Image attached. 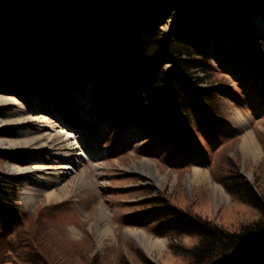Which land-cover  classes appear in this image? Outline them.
<instances>
[{"label": "rangeland", "instance_id": "374dc122", "mask_svg": "<svg viewBox=\"0 0 264 264\" xmlns=\"http://www.w3.org/2000/svg\"><path fill=\"white\" fill-rule=\"evenodd\" d=\"M2 11H4V8ZM120 18L122 19L121 29L119 32L111 31L106 44L105 40L95 33L96 30L91 28L95 44L94 47H91L90 65L85 60V55L80 46L68 34L69 47L73 48L75 54V72L68 70L70 68L61 58L47 55L39 64L42 92H40V89L29 85L25 80L17 87L1 88L2 91L0 92L3 95L16 97L23 105L30 106L27 109L30 115L36 116L41 113L47 116L49 118L47 121L39 120V122L46 124L43 126L45 127L44 131H53L49 127L53 124L55 131H62L66 136L72 134L70 136L71 140L76 141L73 133L78 130L65 126L58 119L57 114L48 112L45 108H51L55 103L54 98L52 99L50 96L53 89L51 81L58 82L64 90L60 91V95L56 94V99H59L56 100L58 101L57 104L63 111H67L64 99L69 98L72 91H78L80 102L85 106L84 110H88L86 116H89L91 120L95 119L97 114L100 117L93 132L99 131L102 133L101 138L94 146L91 144L90 148L95 156L104 154L103 158L98 160L92 158L90 160L91 154L86 152L87 149L77 150L79 153L85 154L81 156L78 172L80 177L81 175L84 176L85 173L87 174V179H90L88 187L79 193L71 191L69 195H63L61 198L50 199L45 193H41L36 195V201L32 206H27L23 203V191L26 189L33 190V187H37L33 176L10 174L6 170V165L11 162H15L19 166L41 164L37 162V154L27 152V150L25 152L24 150L7 151L0 148V171L22 181L18 196L19 204L27 212L26 216H34L40 219L41 229L46 231L52 239L50 249L63 253L65 255L64 259L68 258L71 264L82 262L78 255V252L82 249L78 250L79 248H77L81 244L85 246L84 250L86 252L90 251L91 257L95 256L97 258L100 264H119V255L121 254L127 256L131 264H144V257L156 264H188L187 258L179 255L180 252L176 255L171 249V245L180 242L184 246H189L195 240V237L176 235L175 222L168 220L167 211H162L158 203L152 206L151 200L160 201L163 197L185 211L190 212L191 210L192 213L213 218L215 222L222 225L233 223L238 226L239 220L246 222L256 218V210L234 200L224 190L223 186L214 180L212 175L224 173L221 165L216 164L218 162L223 164L225 146H227L229 139L234 136L237 141L235 142L236 145L230 148V155L234 161L239 163L240 171L248 179L255 183H258V178L261 179V184L258 187L264 191V173L262 172L264 171V152L261 145L257 141L259 153L256 158L245 157L240 147L241 138L246 132H253L256 138L257 132L260 131L264 136V107L253 110L254 108L250 103H243V100H251L245 96H242L244 99L239 98L240 101L237 102L240 105L242 104L241 107L231 101L226 94L221 99L225 113L226 111L228 114L230 113L226 121V117L223 120L222 117L221 119L217 117V124L204 116L194 118L190 114L187 115L186 111H183L180 107L178 97L171 85L172 80H169L168 84L171 85L169 91L172 95L170 99L161 103L151 116L147 115L146 119L143 117L138 119L139 115L145 116L146 114V112H141L144 103L141 100L143 95L139 84L136 82L138 86L136 88L137 94L133 98L126 89L122 93L120 85L116 82L117 78L113 77L111 79L108 75H104L106 69L112 71L113 67L116 70L115 75L118 74L120 68L129 71V67L134 62L132 49L138 46L137 29L134 20L128 17L127 14L121 12ZM247 22L252 28L253 40L259 42L264 37V30L258 35L255 24L258 23L264 26V10L250 12V15L247 16ZM163 30L165 33L163 40L165 41L167 40L165 36L168 27ZM165 47L168 48L167 43ZM168 53L171 59H169L170 63H167L165 68L169 73L174 68L176 61L171 53ZM112 58H116L115 63H113ZM20 64L18 61L16 66L19 67ZM54 64L61 66V70L58 69V71L60 70L57 73L58 75L52 74V72L55 73V70H52L51 67L48 70L46 68L47 65L52 66ZM97 66L101 67L99 72ZM202 74L203 72L200 71V75ZM119 75L124 77L122 73H119ZM229 83L231 87H236L235 81L230 80ZM96 84H100L106 92L108 91L107 93H110V96L103 98L102 102L101 99H89L86 95L87 93L91 95V92L95 91L93 89ZM121 94H126L128 100H131L129 104L123 105L116 99ZM99 96H102L101 92ZM263 96L260 93L255 95L251 93V97H255L253 100L256 101L264 100ZM17 107V105L11 107L0 106V118H13L22 114L13 115ZM173 110L177 112L176 119H171ZM261 111H263L262 114L258 115ZM66 116L70 124L74 123L77 117L73 112L71 115ZM157 120L164 122L160 126L161 128L168 122L163 134H159L161 136L153 135L151 128L148 126V123ZM29 129L31 130L29 134H33V128L30 126ZM5 136L12 140H19L24 137L16 129H8ZM145 159L147 160L144 161ZM150 161L154 164L156 172H160L162 176H165L163 182L155 181V175L150 172L129 169L139 165L143 167V170H147L151 165ZM73 164V162L64 163L68 167L65 169L68 172L66 178L59 185L40 188L52 191L53 189L58 190L60 186L67 185L69 182L73 184V181L78 179V177L70 174L76 169ZM195 170H201L207 173L209 177L205 180L199 177L196 178ZM211 180L220 185L224 193L219 188L214 189ZM100 203L110 212L108 220L111 226L110 237L102 243H98L95 221V214ZM149 205L152 206L153 210L149 211L147 209ZM20 228L16 230L15 234L1 241L0 264H21L19 255L23 248L19 247L11 254L9 252L11 251L9 250L10 244L15 248L20 244L16 242L22 238L23 231ZM130 230H142L151 239H163L162 248L152 251L144 250L135 243ZM91 241L93 247L89 249ZM3 254L14 258L9 262H4L2 259Z\"/></svg>", "mask_w": 264, "mask_h": 264}, {"label": "trees", "instance_id": "16d2710c", "mask_svg": "<svg viewBox=\"0 0 264 264\" xmlns=\"http://www.w3.org/2000/svg\"><path fill=\"white\" fill-rule=\"evenodd\" d=\"M262 9L264 0H0V92L1 88L17 87L23 80L42 92L39 64L47 55L61 58L68 70L75 72V54L69 47L68 34L90 65L95 44L91 28L106 44L110 32L121 29L122 12L134 20L138 34V46L132 49L134 62L129 67L143 94L141 112L146 114L138 119L151 116L168 100L172 85L187 115L204 116L217 124V117L223 120L229 116L221 101L226 94L235 103L244 99L242 96L251 99L243 103H250L253 110L264 107L263 99L251 97V93L264 95V37L254 42L247 22L250 12ZM165 27L168 32L164 41ZM168 52L176 61L169 73L165 68L171 59ZM100 69L97 66L98 72ZM230 80L236 82V87L230 86ZM176 116L173 110L171 119ZM157 121L148 126L153 135L161 136L168 122L161 128L164 122ZM234 139H229V144ZM258 139L264 149L263 134ZM235 145L225 146L224 162L216 164L224 173L212 176L234 200L256 210V218L239 220L238 226L222 225L163 197L151 200L152 206L158 203L162 211H167L168 220L175 222L176 235L195 237L189 246L180 242L171 245L176 255L180 252L187 258L188 264H264V191L258 187L261 179L258 183L250 181L233 160L229 152ZM21 182L0 171V243L21 227L22 238L16 241L21 245L9 246L10 254L23 248L21 264H71L63 253L50 249L52 239L41 229L40 219L26 216L19 204ZM152 206L147 209L153 210ZM89 245V249L93 247L92 241ZM77 248L82 249L78 252L82 262L78 264H100L84 245ZM119 257V264H131L127 256ZM12 258L2 256L4 262ZM143 261L156 264L145 257Z\"/></svg>", "mask_w": 264, "mask_h": 264}, {"label": "bare ground", "instance_id": "6f19581e", "mask_svg": "<svg viewBox=\"0 0 264 264\" xmlns=\"http://www.w3.org/2000/svg\"><path fill=\"white\" fill-rule=\"evenodd\" d=\"M255 25L256 29L258 30L257 34L259 35L261 32H263L264 26L258 23H256ZM115 59L116 58H112L113 63H115ZM50 67L52 70H55V73L52 72L53 75H58L57 73L61 70V66L58 64H54L52 66L47 65V70ZM58 69L60 70L58 71ZM120 70L118 71V74L115 75L116 70L114 67L112 68V71H110V69H106L104 71V75H108V77L111 79L113 77L117 78V81L115 79L114 80L118 83V85H120V90H122V93L128 90V93L134 98L137 94L136 88H138L136 81L133 79L131 73L127 69L120 68ZM119 73H122L124 77H120ZM50 83L52 84L53 88L51 90L50 96L52 99L54 98L55 103L51 108H45V110L57 114V116H59L58 119H60L61 122L65 124V126H69V128L73 130H78L77 132L73 133V136L75 137L76 141L71 140L70 136H72V134L66 136L64 133H62V131H55L53 124L49 125V127L53 131H44L43 129L45 127L43 126H45L46 124L39 122V120L47 121V119H49L47 116H44L41 113L36 116L30 115L27 111L30 106L28 107V105H23L22 102L16 97L0 94V106L11 107L12 105H17L18 107L14 110L13 115L22 113L17 117L13 118H0V148L5 149L7 151L24 150L25 152V150H27V152L37 154V162L41 163L32 164L30 166H19L15 164V162H11L6 165V170L10 174H26L33 176L34 183L37 185V187H33V190L26 189L23 191V203L27 206H32L36 201V195H39L41 193H45L50 199L56 197L61 198L63 195H69L71 191L73 193H79L88 187L90 179H87V174L85 173L84 176H79L78 165L79 163L81 164V156L85 154L81 152L79 153L77 151L78 149H87L88 151L86 152H89L91 154L90 160L92 158H96L98 160L99 158L104 157V154H98L95 156L94 153L91 151L92 149L90 148V145L92 144L94 146L95 143L102 136V133H100L99 131H97L96 133L93 132V130L96 129L98 120L100 119L99 115L97 114L95 116V119L93 120H91L89 116H86L88 114V110H84L85 106L82 105V102H80L81 100L78 95V91H72V95L69 94V98L64 99V103L67 105L65 106V109L67 111H63L61 107L57 104L58 101L56 100L59 99H56V96L61 94V90H64L58 84V82L51 81ZM93 90L95 91L91 92V95H88V93L86 94L89 99H101L100 101L102 102L103 98L110 96V93H107L108 91L106 92L100 84H96ZM100 92L102 93V96H99ZM125 95L121 94L119 97L116 98L123 105L129 104V101H131L128 100L127 96ZM28 104L30 105V103ZM72 112L75 113L77 117L75 122L70 124L66 115H71ZM50 121L53 122V120L51 119ZM30 126L33 128V134H29V132L31 131L29 129ZM78 127L80 129H77ZM8 129H16L19 134L24 135V137L20 138L19 140H12L9 137L5 136L6 131ZM260 135H262V132L258 134V136ZM258 136L256 137L257 140L253 132H246L242 136L240 147L245 157L250 156L256 158L259 153L258 142L264 152L263 146L260 140L258 139ZM236 141L237 139H234V141L228 144L227 147H230ZM189 149L192 150L191 148ZM146 160L147 159H145L144 161ZM70 162H73V165L76 168L70 174H72V176L74 177H78V179L73 181V184H70L69 182V184L67 185L60 186L58 190L53 189L52 191H46L40 188L59 185L60 182L66 178L68 172L67 170H65L68 167L65 166L66 164L64 165V163ZM149 163H151V165L150 167H148L147 170H143V167L139 165H136L133 168L129 169L137 171L142 170L146 173L150 172L152 175H155V181L157 180V182H163L165 176H162L160 172H156L154 164L151 161ZM194 174L197 175L195 176L196 178L199 177L202 180H205L209 177L207 173L201 170H195ZM94 183L96 184V182ZM211 185L214 189L219 188L222 193H224L220 185L216 184L212 180ZM109 216V210L102 203H100L97 207V212L95 214L98 243H102L106 238H109L111 235V226L108 220ZM130 233L132 234V238L134 239L135 243L146 251L161 249L163 246V239H151L142 230H130Z\"/></svg>", "mask_w": 264, "mask_h": 264}]
</instances>
